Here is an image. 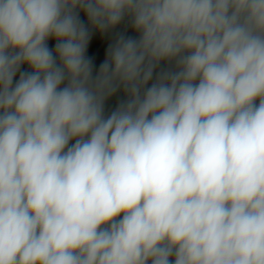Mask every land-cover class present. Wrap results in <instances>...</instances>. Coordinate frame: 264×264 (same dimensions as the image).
I'll list each match as a JSON object with an SVG mask.
<instances>
[{
  "label": "clouds",
  "instance_id": "9594fccd",
  "mask_svg": "<svg viewBox=\"0 0 264 264\" xmlns=\"http://www.w3.org/2000/svg\"><path fill=\"white\" fill-rule=\"evenodd\" d=\"M0 264H264V0H0Z\"/></svg>",
  "mask_w": 264,
  "mask_h": 264
},
{
  "label": "crops",
  "instance_id": "0c3cea01",
  "mask_svg": "<svg viewBox=\"0 0 264 264\" xmlns=\"http://www.w3.org/2000/svg\"><path fill=\"white\" fill-rule=\"evenodd\" d=\"M126 24H122L121 26H119L115 31H125L126 30ZM128 35H133V33H131L130 31L127 32ZM111 39H112V35L111 34H107L105 36V40L107 42H111ZM102 60V56L99 57L97 63H99L100 61Z\"/></svg>",
  "mask_w": 264,
  "mask_h": 264
}]
</instances>
